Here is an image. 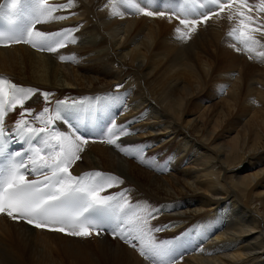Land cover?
Here are the masks:
<instances>
[{"label":"bare ground","instance_id":"1","mask_svg":"<svg viewBox=\"0 0 264 264\" xmlns=\"http://www.w3.org/2000/svg\"><path fill=\"white\" fill-rule=\"evenodd\" d=\"M148 2L167 7L164 0H140ZM74 4L54 14L69 19L37 28L78 27L76 43L47 57L24 43L0 47V74L38 89L25 108L34 114L66 99L59 107L83 116L72 115L74 128L55 123L68 133L82 127L89 141L70 170L118 176L123 184L110 193L127 190L133 204L158 210L151 225L169 228L156 239L180 237L175 264H264V58L249 59L232 46L236 41L227 33L239 18L229 20L225 10L184 40L175 18L130 14L124 4L105 7L108 0ZM256 37L264 44V36ZM73 54L74 60L59 59ZM43 92L51 94L49 102ZM206 94L218 99L207 104ZM110 122L133 133L118 143L143 148L151 167L104 142ZM95 125L101 143H94ZM110 235L70 237L0 216V264H153L139 254L138 241L134 248Z\"/></svg>","mask_w":264,"mask_h":264},{"label":"snow or ice","instance_id":"2","mask_svg":"<svg viewBox=\"0 0 264 264\" xmlns=\"http://www.w3.org/2000/svg\"><path fill=\"white\" fill-rule=\"evenodd\" d=\"M164 2L167 7L163 10L154 8L150 2L141 5L140 0H108L105 7L111 4L115 8L118 4H124L130 14L167 17L170 21L175 18L183 26L176 27L175 32L184 40L191 38L198 25L228 10L229 20L233 19V15L239 18L237 25L227 33L236 41L232 46L238 52L248 53L249 59L264 58V51H257L258 48H264V44L256 37L257 33L264 36V21L260 19V15L264 14V0H257L254 4L249 0ZM74 6V0H66L62 4H52L49 0H8L10 23L15 24L16 19L21 17L26 23L23 27L0 31V46L25 43L38 51L56 53L69 44L76 43L74 33L79 30L78 27L57 32H45L37 28V25L50 21L69 19V16L54 14ZM3 8L0 5V18L3 17ZM253 12L256 13L255 16L252 15ZM123 14L113 12V15ZM70 58L74 60V54L72 57H59L62 62ZM37 92L38 89L18 86L9 78L0 76V157L6 160L0 166V216L72 237L89 238L110 230L113 238H120L134 248L138 241L137 250L145 260H151L153 264H175L173 254L180 237L167 241L156 239L155 233L169 228V225H151V221L158 217V210H154L147 202L133 204L127 190L103 194L123 184L118 176L99 171L73 175L70 169L82 159L80 153L83 145H87L89 141L76 134L78 129L68 133L55 127L56 121L66 119L59 107L51 114L50 109L44 107L35 115L31 109L25 108V103ZM50 95L48 92L42 93L45 102H49ZM65 103L57 101L58 106ZM18 107L21 109L19 118L12 129H6V115ZM27 116L43 126H32ZM110 123L111 127L106 129L104 142L137 162L151 167L144 156L143 148L133 151L131 147L118 143L122 137L133 133L124 126ZM12 136L29 145L26 152L7 151L6 145ZM22 156L24 159H20ZM29 168L32 173H39L42 179H28Z\"/></svg>","mask_w":264,"mask_h":264},{"label":"rangeland","instance_id":"3","mask_svg":"<svg viewBox=\"0 0 264 264\" xmlns=\"http://www.w3.org/2000/svg\"><path fill=\"white\" fill-rule=\"evenodd\" d=\"M29 44H26L23 48H25V49H27V50H29V51H34L35 49H33V47L31 46H28ZM38 54H40V55H42V56H46L47 57V55H51V54H53V53H50V52H47V51H38ZM52 59L54 60V62L55 61H57V59L55 58L54 59V57H52ZM58 78L60 79V80H64L63 79V77H61V74L60 73H58ZM207 95V94H206ZM207 97H208V101H207V104H211L212 102H215L218 98L216 97V95H207ZM211 99H210V98ZM216 99V100H215ZM213 100V101H212ZM86 152V150L84 151L83 150V154ZM91 153L89 152V154H87V156H89ZM19 232H21V231H19ZM214 238V237H213ZM94 247V246H93Z\"/></svg>","mask_w":264,"mask_h":264}]
</instances>
